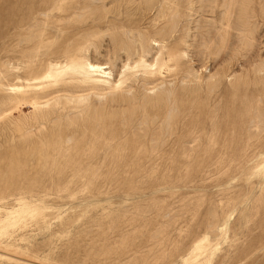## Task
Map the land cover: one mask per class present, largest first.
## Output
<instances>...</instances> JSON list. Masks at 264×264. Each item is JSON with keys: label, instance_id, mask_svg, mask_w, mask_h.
<instances>
[{"label": "rangeland", "instance_id": "374dc122", "mask_svg": "<svg viewBox=\"0 0 264 264\" xmlns=\"http://www.w3.org/2000/svg\"><path fill=\"white\" fill-rule=\"evenodd\" d=\"M1 1L0 264H264V130L234 117L227 137L220 133L215 139L195 141L193 144L200 143L196 150L152 152L144 132L123 133L124 126L118 123L123 116L122 107L117 106L115 118H101L108 125L95 126L96 120L89 118L85 109L91 98L100 104L112 93L145 99L160 91L157 86L163 79L156 76L158 81H144L141 67L127 71L128 75L135 72L136 76L123 83L122 91L108 88L114 77L116 80L120 77L117 71L125 61L124 50L119 52L121 57L115 58L114 67L106 68L111 71L110 75H94L95 89L82 91L80 84L68 81L50 89L37 88L39 92L26 87L18 91L17 85L27 81L24 75L37 68L35 62L45 63L50 48L57 46L60 39L55 36L41 41L36 46L42 48L32 52V43L20 42L14 29L8 31V26L2 23L9 0ZM88 2L100 10L115 7L120 16L117 22L127 25L126 29L134 27V31L159 37L153 31L162 25V20L154 25L153 19L160 0ZM191 2L189 15L180 24L185 25L187 43L196 38L198 44L208 36L214 3L212 0ZM181 3L185 4V0ZM93 21L88 19L84 24H96L101 41L98 49L95 44L91 45L85 57L109 67L108 52L114 49V41L104 27L105 22ZM35 30L31 28L26 33ZM259 35H262L261 43L253 47L257 50L256 61L246 64L247 57L235 52L228 81L217 88L216 97L221 94L220 90L232 88L231 82L242 80V72L250 75L261 67L256 75L264 78L263 25ZM127 39H132V33H128ZM227 51L226 58H229L232 49ZM193 52V47L187 46L180 51L184 55L181 67L192 65L198 70L205 85L198 87L204 92L207 82L216 79L211 76L222 52L219 56H210L203 67L191 58ZM156 56V50L151 49L145 58L150 63ZM85 57L80 61H85ZM52 58V64L66 65V60L58 54ZM17 73L23 76L17 77ZM175 73V67L171 73L165 72L166 80L173 79ZM253 86L264 89V81ZM49 91L53 94L37 101L27 97ZM86 96L89 98L85 99ZM262 102L259 108L264 113V96ZM39 106L54 107L56 113L48 120H38ZM148 109L147 106L145 111ZM24 132L29 136L24 137ZM249 132L260 135L254 137L252 142L257 146L249 151L219 149L244 141ZM34 144L53 149L48 153L33 152ZM189 144L192 142L184 143L186 147ZM11 213H16V217Z\"/></svg>", "mask_w": 264, "mask_h": 264}, {"label": "bare ground", "instance_id": "6f19581e", "mask_svg": "<svg viewBox=\"0 0 264 264\" xmlns=\"http://www.w3.org/2000/svg\"><path fill=\"white\" fill-rule=\"evenodd\" d=\"M212 1L214 4L211 9L214 16L210 23L211 26L207 28L209 31H205L208 36L206 38L203 37V40L198 44L194 37V42L188 44L184 39L185 33L183 31L185 25L181 26L180 22L188 17L189 6L192 5L191 0H185V4L181 3V0H160L157 16L153 19L154 25L162 20V25L153 31L155 35L159 36L158 38L150 36L148 32L134 31V27L130 30L126 29L127 25L117 22L116 19L120 16H118L119 11L115 10V7L100 10L99 6H93L88 0H9L5 5L6 7L4 6L6 10L4 9L5 18L2 23L5 22V25L8 26V31L12 28L14 29L15 37L21 40L20 42H26V45L32 43V52L42 48V46H36L42 44L41 41L49 40L55 36H59L60 39L57 46L50 48L49 55L44 59L45 63H42V60L40 64L35 62L37 68L29 75H24V79H27V81L23 85H17L16 90L21 91V88L24 87L34 88L36 91L40 87L50 89L57 84L67 83L68 81L71 83L75 82L76 85L77 83L80 84L78 87L82 91L95 89L97 88V80L94 79V75L96 76V73L110 75L111 71H106V68H113L115 58L121 57L119 52L124 50L126 58L121 68L117 71V77H120L117 80L114 77L113 82L108 88L112 90L120 89L124 82L126 83L133 76H136L135 72L128 75L127 71L141 67L144 81L148 80L152 83L158 79H156V76L163 79L160 85H156L160 91L156 96H148L145 99H138L136 96L119 97L115 93H112L111 97H107L100 104L95 101L96 99L93 100L91 98L85 109L88 117L96 120L95 126L108 125L105 122L102 123L101 118H115L118 115L117 106L122 107L123 116H121L120 120L117 119L119 120L118 123L124 126L123 133L126 134L127 130L144 132L146 134L144 138L149 140L152 152L159 149L176 150L175 152L191 151L197 149L202 139H215L217 134L220 133H223L221 135L227 137L231 132V129L229 130V125L231 126L230 121L234 117H240L238 119L242 120V122L264 130V113H261L259 108L261 104L263 106L262 97L264 96V89L253 86L256 83L264 81V78L256 75V71H260L261 67L253 70V74L250 75L249 73L244 74L242 72L243 75L240 76L242 80L231 82L232 88H223L224 90H220L221 94L217 97L215 94L217 88L219 89V86L224 85L225 81H228L233 62L231 60L235 56L233 55L235 52H240L243 57H247L246 64L250 63L252 65L253 60L257 57V50H253V47L256 43H261L260 37L262 35H259V29L261 25L264 26V0ZM88 19H93V22L96 20L105 22L104 27L114 41V49L108 52L109 67L104 66L106 63L85 57V52L90 49L91 45L95 44L94 47L98 49V44L101 41L99 39L102 36L101 32L97 30L96 24H90L91 22L84 24ZM31 28H35V32L26 33V30L28 31ZM48 28L54 29V31H49L47 30ZM46 30L50 32L48 35L45 33ZM129 32L132 33L130 41L127 39ZM123 37H126V40ZM154 45L159 46V48H155ZM185 46L188 48L193 47L194 52L191 58L200 62L201 67L208 63L210 56H219L222 52V57L219 58L217 63L215 62V71L211 76L216 79L207 82L205 93L198 87L200 85L201 88L205 87L200 80L203 76L200 77L198 75V70L196 71L192 65L186 67L184 65L185 68L181 67L184 63V55L180 51ZM151 49L156 50L157 56L153 57L152 61L148 63L145 55ZM229 49H232L231 57L226 58L227 50ZM250 53L253 55L251 56ZM16 54L18 55V53ZM57 54L59 58L66 60L65 66L52 64V57ZM83 57H85V61H80V58ZM191 58L189 62L192 61ZM170 62H172V65L169 64ZM132 63L133 65H131ZM173 67H175L177 73L174 74L173 79L167 81L165 77L168 76H165V72L171 73ZM248 71L250 70L248 69ZM22 76L21 74L17 75V77ZM194 81H197V83H194ZM51 94H53L52 91H49L42 92L40 95L37 93L35 95L29 94L27 97L31 96V98L37 101ZM202 94H204L203 97ZM84 98L88 99L89 96ZM46 105H50V103L47 102ZM147 106L150 110L145 111ZM139 108H142V110L138 111ZM39 109L41 110L38 112L36 118L42 121L48 120L50 116L52 117L56 113L54 107L45 109L39 106ZM238 119L237 121H239ZM241 129L244 128L242 127ZM25 136H29V133L24 134ZM254 137L258 138L260 135H253L249 132L245 136L244 141L236 145L230 144L220 147L219 149L240 151V153L245 152L257 146L253 143ZM189 141L192 142V145L189 144L190 146L186 147L184 143ZM195 141H199L200 143L193 144ZM259 143L261 144V142ZM52 149L49 146L42 147V145L34 144L31 150L37 153H48ZM58 153L61 154L59 150ZM62 153H65L63 155L67 154L63 152V149ZM75 162L79 163L78 161ZM52 165L54 166L55 164L52 163ZM21 208L22 210L23 208L29 210L32 206L28 209L27 207ZM22 210L21 213L24 212ZM16 213L11 214L14 215ZM14 217L16 216L14 215ZM10 219H13V217H10ZM4 228L5 226L2 225V229ZM198 246L200 247L201 244Z\"/></svg>", "mask_w": 264, "mask_h": 264}]
</instances>
